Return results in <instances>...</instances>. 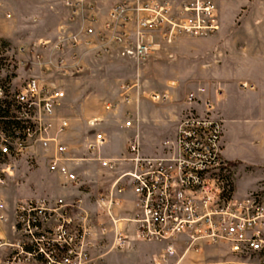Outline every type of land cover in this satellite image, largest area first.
<instances>
[{"label": "built area", "instance_id": "built-area-1", "mask_svg": "<svg viewBox=\"0 0 264 264\" xmlns=\"http://www.w3.org/2000/svg\"><path fill=\"white\" fill-rule=\"evenodd\" d=\"M87 1L67 0L71 24L59 28L53 40L40 38L18 48L16 70L27 74L16 90L10 92V85L0 80V156L15 159L38 154L65 184L77 186L83 195L85 187L77 184L76 167L96 162L111 179L98 195L102 213L100 217L91 214L79 196L68 201L27 198L17 202L7 217L1 201L0 222L8 223L9 232L0 236V264H95L93 250L108 235V228L113 230L116 250L140 242L162 245L160 258L153 264H211L204 258L209 250L223 257L213 264H264V200L256 194L234 196L223 177V127L208 115L209 101L204 116L178 122L167 155L145 156L136 134L126 155L104 158L101 152L107 140L96 132L84 145L83 156L76 157L59 141L68 128L58 115L65 93L43 80L49 72L67 74L63 55L81 48L101 51L138 69L157 50L153 35L170 44L179 35L216 30L215 6L195 0L198 9L183 6L174 14L171 0H108L111 5L101 17ZM186 12L201 17L198 24L194 17L183 18ZM7 52L0 41V73L7 68L3 65ZM77 57V53L69 56L72 64ZM139 72L131 84L120 86L118 102L106 104V113L117 116L121 106L132 103L138 107ZM240 87L253 86L244 82ZM168 98L167 92L150 93L148 101L159 105ZM187 99H195L194 94ZM122 116L121 126L137 133L138 113L132 119L129 112ZM99 121L89 124L95 127Z\"/></svg>", "mask_w": 264, "mask_h": 264}, {"label": "rangeland", "instance_id": "rangeland-1", "mask_svg": "<svg viewBox=\"0 0 264 264\" xmlns=\"http://www.w3.org/2000/svg\"><path fill=\"white\" fill-rule=\"evenodd\" d=\"M202 1L215 6L212 18L217 29L179 35L170 44L153 35L157 50L138 69L101 51L99 54L84 48L66 51L63 57L68 73L49 72L43 76V80L51 81L65 93L58 115L68 128L59 141L71 155L82 157L88 139L99 132L107 140L102 157L121 158L126 155L131 138L138 134L143 154L161 157L171 151L178 122L188 116H204L205 102L210 101L214 109L208 115L219 120L223 127V177L234 196L256 194L264 200V0ZM87 2L94 4L101 17L111 5L108 0ZM0 4V41L8 50L7 64H3L7 68L0 73V80L6 81L3 83L9 84L13 92L27 74L16 70L18 48L28 47L40 38L53 40L59 28L71 24L70 10L67 0H0ZM170 5L174 14L183 6L199 8L195 0H171ZM182 17H194L196 24L201 19L191 12ZM74 53L78 56L75 65L69 60ZM137 71L141 86L138 107L132 103L121 106L117 116L106 113L104 106L118 102L120 86L135 81ZM50 74L52 77H48ZM242 81L254 83L256 88L243 91ZM165 92L169 98L164 103L154 105L148 101L150 93ZM191 93L195 96L192 101L187 99ZM124 112H129L130 119L138 113L137 133L121 126ZM94 119L100 121L92 127L89 122ZM78 166L77 184H84V195L77 186L65 184L38 154L15 159L1 156L0 202L4 204V213L10 217L16 203L27 198L68 201L79 196L85 201L84 208L100 217L98 195L111 179L96 162ZM8 232V223L0 222V236ZM107 234L93 250L95 264H153L160 258L162 245L140 242L121 251L113 247V230L108 228ZM204 258L211 264L223 260L213 250Z\"/></svg>", "mask_w": 264, "mask_h": 264}, {"label": "crops", "instance_id": "crops-1", "mask_svg": "<svg viewBox=\"0 0 264 264\" xmlns=\"http://www.w3.org/2000/svg\"><path fill=\"white\" fill-rule=\"evenodd\" d=\"M242 82H247V83H249V84H251L253 87H252V89H250V90H247V91H253L256 87H255V84L254 83H250V82H248V81H242ZM241 89V88H240ZM242 90V89H241ZM243 91H245V90H243ZM220 94H221V92H220V90L219 91H217V102H219L220 100ZM223 96H224V94H223ZM210 102V101H209ZM210 104H211V106H212V109H214V107H213V104L210 102Z\"/></svg>", "mask_w": 264, "mask_h": 264}, {"label": "trees", "instance_id": "trees-1", "mask_svg": "<svg viewBox=\"0 0 264 264\" xmlns=\"http://www.w3.org/2000/svg\"><path fill=\"white\" fill-rule=\"evenodd\" d=\"M2 111H3V110H2L1 107H0V116L3 114ZM0 157H1V156H0Z\"/></svg>", "mask_w": 264, "mask_h": 264}]
</instances>
